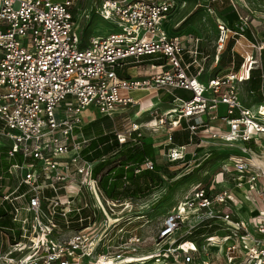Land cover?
<instances>
[{
	"label": "built area",
	"instance_id": "2783aa9c",
	"mask_svg": "<svg viewBox=\"0 0 264 264\" xmlns=\"http://www.w3.org/2000/svg\"><path fill=\"white\" fill-rule=\"evenodd\" d=\"M80 1L0 0V136L13 160L0 175V220L10 221L0 225V264H145L152 258L162 264H264V38L254 33V19L241 16L239 33L217 18L216 61L230 33L241 35L242 61L238 72L205 81L204 34L161 27L171 22L175 0H100L96 14L116 30L86 45ZM206 7L216 13L211 3ZM142 64L160 70L141 74ZM257 69L262 100L247 105L240 84ZM178 89L191 98L176 96ZM140 90L146 95L137 99L133 93ZM161 92L174 99L166 110L147 111L151 128L171 133L184 121L200 141L203 135L239 143L244 155L222 160L212 176L205 169L164 215L159 237L185 228L180 239L162 254L136 256L143 237L133 230L144 233L146 214L133 210L138 200L105 196L101 174L94 175L97 161L82 155L91 138L81 128L94 119L92 106L111 119L130 109L129 126L115 133L121 144L136 141L143 124L137 116L147 113L142 100ZM217 121L221 125L212 124ZM187 146H171L164 156L181 164ZM145 167L154 169V163Z\"/></svg>",
	"mask_w": 264,
	"mask_h": 264
},
{
	"label": "rangeland",
	"instance_id": "374dc122",
	"mask_svg": "<svg viewBox=\"0 0 264 264\" xmlns=\"http://www.w3.org/2000/svg\"><path fill=\"white\" fill-rule=\"evenodd\" d=\"M100 0H81L77 4V18L80 23V34L84 43L88 42L89 38L95 35H105L113 30H116L115 24L108 20H103L98 14H96L95 5ZM177 3L176 8L171 13V22L161 27L167 31L173 29L174 25H179L176 29L184 30V32H189L191 35H200L203 33L202 40V50L209 54V57L205 64L204 72L201 75L203 80H207L211 75L215 74H226L230 71L238 72L241 66V56L235 55V51H230L229 61L233 64L227 62L228 54L227 49L221 55L222 60L219 64L212 69V59L214 58V53L216 49V43L218 39V27H217V17L219 13L229 12L231 9L239 11V15L236 14V20L234 23L229 24L227 20L223 17L221 19L229 28L237 30L241 33V16H249L253 20V31L256 33L257 38H264V0H175ZM211 3V7L215 10L216 14L209 13L206 5ZM232 3V6H229ZM86 15H83L84 10ZM83 15V16H82ZM217 15V16H216ZM81 18V19H80ZM185 20V21H184ZM183 21V22H182ZM256 26V27H254ZM206 30V31H205ZM230 33V47L235 46L237 50L241 51V35ZM242 40H244L242 38ZM137 70L145 72L146 75L156 72L158 68L152 67L150 65L142 64ZM136 70V71H137ZM134 71V73L136 72ZM241 74V72H240ZM242 75H246L242 71ZM240 96L242 100L248 105L258 102L261 98L260 93L252 94L249 91V83L240 84ZM170 99V96L160 97V100ZM93 113L90 115L91 123L95 120L100 119V122L107 123L108 117H102L97 114V110L92 106L89 108ZM135 110L136 107H135ZM130 109L124 111V113L116 116L115 121L120 129H124L129 126L128 112ZM225 108L222 107V112ZM153 117L151 114L145 113L140 119L142 124V136L148 142H152L156 149V161L163 168L167 169L169 173L176 175L173 179L168 176L163 182L161 188L154 191L147 198L136 201L133 204L134 211H143L145 217L146 230L141 233V229H134V233L141 235L143 241L137 245L136 256H150L155 254H162L163 250L170 246L174 240H178L184 234L185 228H181L177 233L169 239L163 240L159 237V230L162 226L164 215L167 212L174 210L178 203L187 195L192 187L198 183L201 179L203 171L206 169L207 175H214L218 166L222 160L226 159L231 161L235 158L244 155L241 149V144H231L223 141L222 139H209L202 135V140L187 146V159L181 164H172L167 161L164 156L167 150L168 144L171 143V133H168L166 129H153L150 126ZM2 124L0 123V127ZM95 133L92 132V136ZM4 143V139L0 136V149L1 144ZM160 144V145H159ZM159 148V149H158ZM96 152V151H95ZM95 152L90 153L93 156ZM4 153H0V159H3ZM96 160V159H95ZM13 160L6 162L3 165V169L12 163ZM201 164L200 167L195 168L196 164ZM202 169L198 173V169ZM202 172V173H201ZM205 178V177H204ZM156 217V218H153ZM147 218V219H145ZM124 219H122L123 221ZM139 227V226H138ZM175 245V243H174ZM162 260L163 257H160ZM129 262V261H128ZM131 262V261H130ZM141 262H135V264H140ZM145 264H162L156 260V258L150 259ZM171 264V261L170 263Z\"/></svg>",
	"mask_w": 264,
	"mask_h": 264
},
{
	"label": "trees",
	"instance_id": "16d2710c",
	"mask_svg": "<svg viewBox=\"0 0 264 264\" xmlns=\"http://www.w3.org/2000/svg\"><path fill=\"white\" fill-rule=\"evenodd\" d=\"M246 34L252 38L249 31H246ZM83 44L86 45L87 42L84 43L83 41ZM230 49L232 50V46H229L227 49V62L232 63L229 61ZM222 58L220 56V61ZM262 63L264 72V50L262 52ZM261 82V70L257 69L252 72L250 80L245 82V84L249 83L250 93H260L261 95ZM175 93L176 96L185 99L191 98V93L184 89H178ZM169 96V100L172 101L174 96ZM261 100L262 98L258 101ZM115 118L111 119L108 117L107 123L100 122V119H98L92 123L89 122L81 128V132L91 138L89 145L83 150L82 155L91 161H97L94 168V175L101 174L100 187L107 198L116 201L147 198L154 191L162 187L167 176L173 179L176 175L169 173L167 169L157 163V152L154 144L146 141L143 136L137 138L136 141L128 139L125 143L121 144L116 136L115 129L118 131H123L124 129H120L117 126ZM92 132L95 135L92 136ZM171 139L172 141L168 144L167 148L175 145H190L199 141V137L193 135L190 129L186 128L184 121L182 122V128L172 131ZM92 152H95V154L90 156ZM0 153H4L3 159H0L1 175L2 173H6L12 163L4 169L3 165L12 159L8 157L6 148L2 147ZM102 156L105 158L103 159ZM148 160L154 163V169L145 167V163ZM171 163L175 164L173 162ZM137 169L140 171L136 172ZM3 214H5L4 211L0 209V216ZM9 224L10 221L8 218L0 220V225L7 226Z\"/></svg>",
	"mask_w": 264,
	"mask_h": 264
},
{
	"label": "crops",
	"instance_id": "0c3cea01",
	"mask_svg": "<svg viewBox=\"0 0 264 264\" xmlns=\"http://www.w3.org/2000/svg\"><path fill=\"white\" fill-rule=\"evenodd\" d=\"M229 6H232V3L229 5ZM239 13V11L237 12L236 10H234V9H231L229 12H226V13H219V15L221 16V17H223L225 20H227V22L229 23V24H232V23H234L235 22V20H236V14H238ZM216 14V13H215ZM240 14V13H239ZM238 14V16H240ZM217 16V17H220V16ZM222 19V18H221ZM183 22V21H182ZM230 38L227 40V43H226V46H225V51H226V49H228V47L230 46ZM232 50L233 51H235L236 53L237 52H241L240 50H237L236 49V47L235 46H232ZM209 55V54H208ZM222 55V54H221ZM215 56H216V51H215V53H214V58L212 59V69L214 68V67H216V65L217 64H219L220 63V59H219V61H216V58H215ZM158 70H160V68H158ZM134 71H136V69H132V70H130V73L133 75V76H136L137 74H139V72L138 71H136L135 73H134ZM141 72V74H144L145 72H142V71H140ZM133 95L137 98V99H142L143 97H145V95H146V92H144V90H141V91H136V92H134L133 93ZM169 96V94H167V93H165V92H161L160 93V95L159 96H153V97H151V98H149L148 100H142V104H143V102H148V101H151V100H153L154 101V107H159V108H163L162 110H166L168 107H170V100L169 99H167L166 101L165 100H160V97H162V96H164V97H166V96ZM155 99V100H154ZM153 107V108H154ZM142 108V107H141ZM153 108H151V109H153ZM137 109V108H136ZM221 111H222V108H221ZM148 113V112H147ZM138 118L137 119H141L142 118V116L141 117H139V116H137ZM213 125H215V126H219V125H221V123L220 122H215V123H212ZM167 130V129H166ZM168 132V131H167ZM169 133V132H168ZM160 145V144H159ZM190 146V145H189ZM159 149V148H158ZM8 160H10L9 158H8ZM241 198L246 202V203H249L247 200H246V198L244 197V194L243 193H241Z\"/></svg>",
	"mask_w": 264,
	"mask_h": 264
},
{
	"label": "bare ground",
	"instance_id": "6f19581e",
	"mask_svg": "<svg viewBox=\"0 0 264 264\" xmlns=\"http://www.w3.org/2000/svg\"><path fill=\"white\" fill-rule=\"evenodd\" d=\"M141 91V90H140ZM155 100V99H154ZM155 105H154V101L151 100V101H148V102H143L142 104V108H141V112L144 113V112H147L149 110H151V108H153ZM140 112V113H141ZM139 116V115H138ZM140 117V116H139ZM138 118V117H137Z\"/></svg>",
	"mask_w": 264,
	"mask_h": 264
}]
</instances>
